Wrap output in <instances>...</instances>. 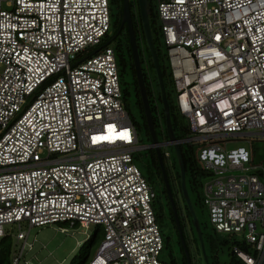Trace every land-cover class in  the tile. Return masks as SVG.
I'll list each match as a JSON object with an SVG mask.
<instances>
[{
	"label": "built area",
	"instance_id": "1",
	"mask_svg": "<svg viewBox=\"0 0 264 264\" xmlns=\"http://www.w3.org/2000/svg\"><path fill=\"white\" fill-rule=\"evenodd\" d=\"M155 4L210 224L241 237L243 264H264V168L236 145L264 139V0ZM110 28V0H0V237L17 225L24 248L35 227L99 225L87 264H167L116 53L99 47Z\"/></svg>",
	"mask_w": 264,
	"mask_h": 264
},
{
	"label": "rangeland",
	"instance_id": "2",
	"mask_svg": "<svg viewBox=\"0 0 264 264\" xmlns=\"http://www.w3.org/2000/svg\"><path fill=\"white\" fill-rule=\"evenodd\" d=\"M115 1L116 0H110L111 28L107 37L104 39L105 41L114 36V31H116L117 26L119 27L121 24V4H118ZM152 4L154 7V0L152 1ZM152 35L155 41L157 40L156 46L159 51V56L163 61V64L167 67V74L169 79L168 83L173 88V80L170 74V70L168 68L166 46L163 42L160 33V22L153 23ZM115 37V40L111 42L110 46L115 49L116 59L118 63L120 85L122 90L126 92V97L123 98V106L136 129L138 137L137 147H139V149L133 152V162L138 167L143 176L153 186L154 190L159 192V178L151 162L153 152L155 151L153 148H151L152 141L146 131L144 124L145 120L143 119L142 113L139 111V108L136 105V101L134 99V86L132 83L128 64L129 58L126 52L127 48L124 46L123 50H117L118 40H124L125 35L119 36L118 34H116ZM151 76L154 77L153 73ZM146 80L148 81L147 72ZM154 85V94H156L158 97V86L156 80ZM173 99L175 102V94ZM149 101L153 109V116L156 117L154 109L155 103L152 100V91H149ZM158 106L160 108V105ZM184 119L182 118V123L186 122L189 130L188 121ZM156 131L159 145L166 144L168 142V136L163 135V132H160L158 127ZM242 139L246 140L244 142H241V138H239L236 145H243L247 149H249L252 156V163L256 166H261L264 168V139H261L257 136L243 137ZM201 145V143H196L195 145H193L195 147L196 155L198 154V147ZM229 146L234 147V143L230 144ZM161 150L162 152H170L171 158L169 160L166 159L167 166L170 167L169 169L171 172L177 171V159L173 147L171 145H167V147L163 146ZM188 188H190V186H188ZM189 191L191 198H195L194 194L191 192L190 189ZM163 200V197L160 195L159 198L154 202V210L158 214H160L158 224L160 226L161 233L164 238V243L166 245V247L161 252L160 260L169 264L171 258L173 256H176L177 253V239L176 236H174L175 232L173 229V225L168 218V211ZM195 202L194 200H192V208L196 210L201 233H203L205 239L204 248L205 253L207 255V259L209 258V260L212 261V258L217 253V247L213 246V243L216 241L217 243H219L220 248H225V256L221 260H223L224 262L228 261L229 254L232 251V247L234 246L235 248L238 245H242V243L240 242L241 237L234 235L223 237L221 235L216 234L210 224L207 208L203 205L202 201H200V203L197 205ZM184 209L185 208L183 207V211L184 213H186V210ZM95 227L96 226L91 225L88 230H85L78 226L70 227L68 224L58 223L42 227H35L30 230L28 237V244H33V246L29 247V245H27L23 248V241H18L16 239V233L19 230L18 226L7 225L5 226V231L10 233V235L7 236L8 238H6V242L4 245L5 247L8 245L10 251L8 252V249L4 248V253L0 254V263L1 258H3L5 262H8V264H12L14 256H18L21 253L18 264H73L77 256L80 254L83 243L93 233ZM61 228H66L67 230L62 232L60 230ZM20 229L22 231L27 232L29 229V225L27 224V222H22ZM224 241H227V245L222 244V242ZM1 242L2 240L0 238V245ZM4 245L2 244L1 246L4 247ZM191 258L194 264H206L203 259V255H201V251L198 249V247H196V244L191 247Z\"/></svg>",
	"mask_w": 264,
	"mask_h": 264
},
{
	"label": "trees",
	"instance_id": "3",
	"mask_svg": "<svg viewBox=\"0 0 264 264\" xmlns=\"http://www.w3.org/2000/svg\"><path fill=\"white\" fill-rule=\"evenodd\" d=\"M149 1H150V5H151L149 20H150L151 31L153 34V23H155V22L158 23L159 21H158V17H157L156 4L153 7V4H152L153 0H149ZM115 2L118 4H121V8L123 7V0H116ZM129 2H130L129 3L130 8H131L133 28H134L135 35H136V40H137V45H138V50H139V56H140L143 74L145 77V83H146L148 97H149V91H152V100L154 101V103L157 104L156 107H157L160 119L162 121L163 135H167L166 134V128H165L164 112H163V108H162L160 91H159L158 87H157L158 88L157 89L158 97L156 94H154L155 80H156L157 86H158V82H157L154 66L152 63V59L150 56V52H149V49H148L147 44H146V40H145L143 28H142V23H141V18H140V13H139V8H138V3H137V0H129ZM121 14H122V9H121ZM120 26H121V24H120ZM119 27L117 26L116 31H114L115 34L112 38H110L106 41L103 40L102 44L99 46L100 48L110 46L111 42L114 41L116 38L115 35L117 34L118 30L120 29ZM160 33H161V30H160ZM153 40H154L155 49H156V52L158 55L163 79H164V85H165V89H166L167 100L169 103L170 117H171L173 131H174L176 139L182 141V140H185L187 138H190V132L188 130L187 124H185L186 122L182 123L183 117L179 113V110H178V107L176 104V93H175L174 84H173V88H172V86L168 83L169 79H168V74H167V67L163 64V61L161 60V58L159 56V51H158V48L156 46L157 40L155 41L154 37H153ZM124 46L127 48L126 52L128 54V58H129L128 64H129L130 74H131V78H132V83L134 86L133 87L134 94H135L134 99L136 101V105L139 108V111L142 113L143 119L145 120V123H144L145 128H146V131L150 137L148 127H147V123H146V119H145V115H144V110H143L141 99H140V94H139V89H138V84H137V79H136L134 63L132 60V53H131V48H130V44H129V37H128V31L127 30L125 33L124 40L123 39L118 40L117 50H123ZM141 49H142V51H141ZM114 51H115V49H114ZM168 68H169V65H168ZM169 70H170V68H169ZM146 72L149 73L151 83L147 82V80H146ZM151 72L153 73L154 77L151 76L152 75ZM170 74H171V72H170ZM153 78H155V79H153ZM122 94H123V98H125L126 92H124L122 90ZM174 94H175V102L173 99ZM158 105H160V108ZM155 110H156V108H155ZM152 112H153V109H152ZM153 120L155 123V129L157 130V127H158L160 130V127L158 126L159 124L157 122L158 119H156V117L153 116ZM195 144H196L195 142H183L180 144V151H181L184 166H185V183H186L187 193L189 195L190 201L191 202H192V200H194V202L196 201L195 203L197 205L200 203V201H202V203H203L202 178L205 175V173H204L200 163L197 160V155L195 153V147L193 146ZM163 161H164V166L166 169L167 178H168V181H169V184L171 187L172 196L174 198L175 206H176L177 213H178V216L180 219V225L182 228L185 245H186L188 252H189V255L191 257V247L194 244H196V247H198V249L200 251H201V247H200V241H199L197 232H196L194 225H193L192 216L190 214V211L187 207V204L185 202V199H184V196L182 193L181 181H180L181 177H180L178 163H177V171L171 172L169 169L170 167L167 166V162H166L165 157H163ZM151 162H152V165H153V167L156 171V174L158 175V178H159V185H158L159 192L154 190L153 186L149 183L155 192L154 202L159 198L160 195L163 197V199H164L163 201H164V203L166 205V209L168 211V218L173 225V229L175 232L174 236H176V239H177V242H176L177 253H176V256H173L171 258V261L169 262V264H187L186 259H185V255H184V252H183V249L181 246V242H180V239L178 237V233H177V229H176V225H175V221H174V217H173V212L171 210L170 201H169V198L167 195L166 187L164 185V181L162 178V174L160 171V167H159L155 152H153ZM188 186H190V188H188ZM189 189L194 194L195 198H191ZM158 194H159V196H158ZM179 199H180L181 203H178ZM180 205H181L182 209H183V207L185 208L184 210H186V213L182 214ZM203 205H204V203H203ZM192 207H193V205H192ZM194 212H195V215L197 217L195 209H194ZM155 215H156L157 222H159L160 214H158L155 211ZM197 220H198V218H197ZM189 233L191 235L190 239H188V237H187V234H189ZM215 233L218 234L217 232H215ZM103 237L104 236H103L102 228L100 226H96L93 233L83 243V245L81 247L80 254L77 256V258L73 264H86L89 261V259H91L94 256V254H95L100 242L102 241ZM6 238H8V237L6 236V237H3L1 239L2 240L1 245L5 244ZM202 238H203V243H205L203 233H202ZM163 240H164V238H163ZM222 244L227 245V241L222 242ZM1 245H0V254L4 253V248H7L8 252L10 251L8 245L6 247H5V245H4V247ZM213 246L217 247L218 251L215 254V256L212 258V261L209 260V258H208L210 264H243L241 262V260H239L236 257V255L233 253L234 246L232 247V251L229 254L228 261H225V262L223 260H221L225 256V248H220L219 243H217L216 241L213 243ZM165 247H166V245L164 243V248ZM238 247L241 248L242 250L247 248L246 245H238ZM201 255H202V252H201ZM0 264H8V262H5L4 259L1 258Z\"/></svg>",
	"mask_w": 264,
	"mask_h": 264
},
{
	"label": "water",
	"instance_id": "4",
	"mask_svg": "<svg viewBox=\"0 0 264 264\" xmlns=\"http://www.w3.org/2000/svg\"><path fill=\"white\" fill-rule=\"evenodd\" d=\"M137 3H138V8H139V13H140V18H141V23H142V28H143L146 44H147V47H148L149 52H150V56L152 59V63L154 66V70H155V74H156V78H157V82H158V88L160 91V98H161L162 108H163L164 118H165L166 134L168 136L167 144L171 145L174 149L176 159H177V163H178V167H179L180 177H181L180 181H181L182 193H183L185 202L187 204V207H188L190 214L192 216V219H193V225H194V228L197 232V235H198V238L200 241V247H201L203 259H204L206 264H209L206 253H205L201 229H200L197 217L195 215V212L192 208V204H191V201H190L189 195L187 193V189H186L185 166H184L182 154L180 151V142L181 141L176 139L174 131H173V127H172V122H171V117H170V109H169V103H168L167 96H166L164 79H163V75H162V71H161V67H160L158 55H157V52L155 49L153 35H152L151 27H150V20H149V15H150V11H151L150 1L149 0H137ZM123 25H126L127 31H128L129 44H130V48H131L132 60L134 63L140 99H141L142 107L144 110V115H145L148 131L150 134V139L152 141L151 148H153L155 151L156 158H157V161H158V164L160 167V171L162 174L164 185L166 187L167 195H168V198L170 201L171 210L173 212V217H174L178 237L180 239V242H181V245L183 248V252H184V255L186 258V263L191 264V259L189 256L188 249L185 245L183 232H182V228L180 225V219H179V216L177 213L174 198L172 196L171 187H170V184H169V181L167 178L166 169L164 166V161L162 158L161 150H160L158 139H157L154 120H153L152 113H151L149 98H148V94H147L146 84H145L144 75H143L142 66H141V61H140V57H139L136 35H135L134 28H133V22H132V15H131V8H130L129 0H123L121 26H120L119 31L121 30V27Z\"/></svg>",
	"mask_w": 264,
	"mask_h": 264
},
{
	"label": "clouds",
	"instance_id": "5",
	"mask_svg": "<svg viewBox=\"0 0 264 264\" xmlns=\"http://www.w3.org/2000/svg\"><path fill=\"white\" fill-rule=\"evenodd\" d=\"M130 3V2H129ZM138 46V45H137ZM139 51V50H138ZM140 57V56H139ZM143 71V70H142ZM144 75V74H143ZM144 80H145V78H144ZM146 84V83H145ZM147 89V88H146ZM148 94V93H147ZM152 113V112H151ZM154 125H155V123H154ZM156 130V129H155ZM156 134H157V132H156ZM179 141H181V140H179ZM181 144V143H180ZM160 147V146H159ZM160 150H161V147H160ZM161 154H162V158L163 157H165L164 155H163V152H162V150H161ZM171 155V154H170ZM170 158H171V156H170ZM168 160V159H167ZM59 224V223H58ZM75 226H78V227H80L78 224L77 225H75ZM99 226V225H98ZM101 227V226H100ZM82 228V227H81ZM61 229H66V228H61ZM60 229V230H61ZM84 229V228H83ZM29 230V229H28ZM31 230V229H30ZM67 230V229H66ZM86 230V229H85ZM88 230V229H87ZM214 230V229H213ZM215 231V230H214ZM28 232V231H27ZM30 232V231H29ZM216 232V231H215ZM219 234V233H218ZM8 235H10V233L8 234ZM8 235H5L4 237H6V236H8ZM219 235H221V236H230V235H222V234H219ZM103 236H104V233H103ZM28 237H29V234H28ZM28 237H27V244L25 245V246H27V245H29L28 244ZM163 237V236H162ZM1 239L3 238V237H0ZM89 238V237H88ZM19 241V240H18ZM163 242H164V240H163ZM101 243V242H100ZM23 245H24V242H23ZM24 246V247H25ZM32 246H33V244H32ZM31 246V247H32ZM182 246V245H181ZM23 247V246H22ZM30 247V246H29ZM235 248H238V249H240V250H242L241 248H239L238 246L237 247H235ZM234 248V249H235ZM183 249V248H182ZM97 251V250H96ZM96 253V252H95ZM95 255V254H94ZM190 256V255H189ZM16 257H19V255L18 256H16ZM94 257V256H93ZM92 257V258H93ZM20 259V258H19ZM186 259V258H185ZM190 259H191V264H194V262H193V260H192V258L190 257ZM242 262V261H241ZM27 264H29V263H27ZM168 264V263H167ZM198 264V263H197Z\"/></svg>",
	"mask_w": 264,
	"mask_h": 264
},
{
	"label": "flooded vegetation",
	"instance_id": "6",
	"mask_svg": "<svg viewBox=\"0 0 264 264\" xmlns=\"http://www.w3.org/2000/svg\"><path fill=\"white\" fill-rule=\"evenodd\" d=\"M126 30H127V27H126V25H123L122 27H121V30L120 31H118V35L120 36V35H125V33H126ZM180 143H182V142H180ZM178 203H181L180 202V199L178 200ZM180 208H181V212H182V214L184 213V211H183V209H182V207H181V205H180ZM186 224V223H185ZM187 237H188V239H190V237H191V235H190V233L189 234H187Z\"/></svg>",
	"mask_w": 264,
	"mask_h": 264
}]
</instances>
